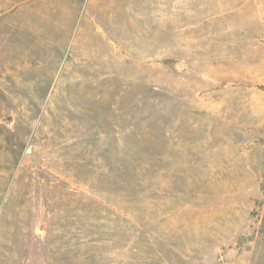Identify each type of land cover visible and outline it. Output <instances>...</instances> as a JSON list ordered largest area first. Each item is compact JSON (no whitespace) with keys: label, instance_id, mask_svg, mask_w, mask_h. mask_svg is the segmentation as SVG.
Returning <instances> with one entry per match:
<instances>
[{"label":"rangeland","instance_id":"374dc122","mask_svg":"<svg viewBox=\"0 0 264 264\" xmlns=\"http://www.w3.org/2000/svg\"><path fill=\"white\" fill-rule=\"evenodd\" d=\"M0 264H264V0H0Z\"/></svg>","mask_w":264,"mask_h":264}]
</instances>
